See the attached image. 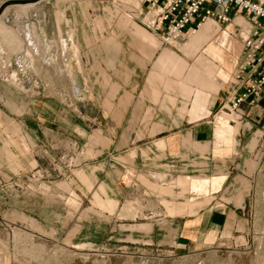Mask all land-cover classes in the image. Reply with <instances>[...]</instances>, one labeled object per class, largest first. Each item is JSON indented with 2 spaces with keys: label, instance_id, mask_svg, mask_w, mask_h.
I'll use <instances>...</instances> for the list:
<instances>
[{
  "label": "crops",
  "instance_id": "obj_1",
  "mask_svg": "<svg viewBox=\"0 0 264 264\" xmlns=\"http://www.w3.org/2000/svg\"><path fill=\"white\" fill-rule=\"evenodd\" d=\"M147 3L38 0L6 29L0 18V30L20 37L6 41L0 33V57L10 58L13 76L59 75L61 89L73 91L60 105L67 107L71 168L97 184H117L119 195L111 198L133 191L145 201L138 241L177 238L173 245L185 246L189 237L207 235L202 226L221 220L222 211L211 212V203L195 207L191 200L174 199V193L222 190L252 138L240 126L235 136L237 150L242 141L240 153H220L217 144L230 147L239 123L226 111L216 113L248 79L243 39L255 20L237 10L227 22L207 19L185 44L174 46L147 28L142 17ZM13 5L4 14L21 12ZM225 85L232 90L223 91ZM55 105H45L54 114L47 121L52 128L63 122ZM241 109L253 129L264 117V100ZM127 171L131 183L124 179Z\"/></svg>",
  "mask_w": 264,
  "mask_h": 264
},
{
  "label": "rangeland",
  "instance_id": "obj_2",
  "mask_svg": "<svg viewBox=\"0 0 264 264\" xmlns=\"http://www.w3.org/2000/svg\"><path fill=\"white\" fill-rule=\"evenodd\" d=\"M22 9L2 14L4 29L30 10ZM10 32L0 30L6 41L20 40ZM11 65L0 57V264H264V117L252 129L242 109L225 101L216 115L226 111L239 125L230 147L217 145L220 153L239 154L242 141L237 150L235 136L240 126L249 130L243 161L235 162L220 191L174 193L195 207L211 203V212L222 211L221 220L202 226L207 235L189 237L185 246H174L177 238L138 241L145 201L133 191L111 198L119 195L117 184H97L71 168L67 107L60 105L73 91L61 89L59 75L13 76ZM53 102L63 120L58 128L47 122L54 114L45 105ZM124 179L131 183L130 171Z\"/></svg>",
  "mask_w": 264,
  "mask_h": 264
},
{
  "label": "built area",
  "instance_id": "obj_3",
  "mask_svg": "<svg viewBox=\"0 0 264 264\" xmlns=\"http://www.w3.org/2000/svg\"><path fill=\"white\" fill-rule=\"evenodd\" d=\"M148 4L143 18L163 44H179L207 19L227 22L236 10L251 16L253 30L243 39L250 73L243 87L232 94L229 106L238 111L243 103L264 100V65L259 70L253 67L264 62V0H148Z\"/></svg>",
  "mask_w": 264,
  "mask_h": 264
},
{
  "label": "water",
  "instance_id": "obj_4",
  "mask_svg": "<svg viewBox=\"0 0 264 264\" xmlns=\"http://www.w3.org/2000/svg\"><path fill=\"white\" fill-rule=\"evenodd\" d=\"M38 0H6L3 4L0 5V15L3 13L4 8L9 4H26V3H35Z\"/></svg>",
  "mask_w": 264,
  "mask_h": 264
},
{
  "label": "bare ground",
  "instance_id": "obj_5",
  "mask_svg": "<svg viewBox=\"0 0 264 264\" xmlns=\"http://www.w3.org/2000/svg\"><path fill=\"white\" fill-rule=\"evenodd\" d=\"M34 5V3H26V4H21V5H19L20 7H22V8H24V9H29L30 7H32ZM20 7H18V8H20ZM5 11V10H4ZM3 11V12H4ZM5 13V12H4ZM4 13H2V14H4ZM2 14L0 15V18L2 17ZM238 17H241V16H238ZM242 19H244L243 17H241ZM208 20H212V19H208ZM207 20V21H208ZM207 21L206 22H204L199 28H197V29H195V31L193 32V34H191L190 36H189V38H188V40L190 39V38H192L193 37V35H195L197 32H198V30L199 29H201L202 27H204L205 26V24L207 23ZM212 21H214V20H212ZM215 22V21H214ZM216 23V22H215ZM217 24V23H216ZM187 40V41H188ZM187 41H185L184 43H182V44H185ZM182 44H180V46L182 45Z\"/></svg>",
  "mask_w": 264,
  "mask_h": 264
}]
</instances>
